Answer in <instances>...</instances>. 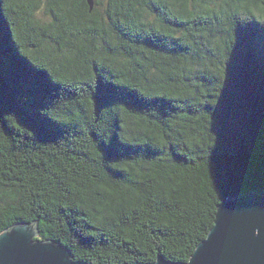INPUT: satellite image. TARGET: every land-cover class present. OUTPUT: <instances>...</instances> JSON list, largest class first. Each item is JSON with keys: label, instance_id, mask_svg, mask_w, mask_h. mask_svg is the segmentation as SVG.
Returning a JSON list of instances; mask_svg holds the SVG:
<instances>
[{"label": "trees", "instance_id": "obj_1", "mask_svg": "<svg viewBox=\"0 0 264 264\" xmlns=\"http://www.w3.org/2000/svg\"><path fill=\"white\" fill-rule=\"evenodd\" d=\"M262 191L264 0H0V233L185 263Z\"/></svg>", "mask_w": 264, "mask_h": 264}, {"label": "water", "instance_id": "obj_2", "mask_svg": "<svg viewBox=\"0 0 264 264\" xmlns=\"http://www.w3.org/2000/svg\"><path fill=\"white\" fill-rule=\"evenodd\" d=\"M92 8V0H87ZM35 223H18L0 233V264H88L71 251L41 241ZM149 264H264V191L230 196L216 206L212 226L185 263L158 256Z\"/></svg>", "mask_w": 264, "mask_h": 264}, {"label": "rangeland", "instance_id": "obj_3", "mask_svg": "<svg viewBox=\"0 0 264 264\" xmlns=\"http://www.w3.org/2000/svg\"><path fill=\"white\" fill-rule=\"evenodd\" d=\"M36 15H37V19H39L42 23H47L48 19L45 17V15L41 10L37 12Z\"/></svg>", "mask_w": 264, "mask_h": 264}]
</instances>
